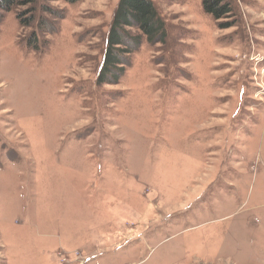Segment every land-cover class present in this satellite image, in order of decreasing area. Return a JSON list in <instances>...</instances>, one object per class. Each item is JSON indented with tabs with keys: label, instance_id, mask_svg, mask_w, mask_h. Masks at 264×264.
Listing matches in <instances>:
<instances>
[{
	"label": "rangeland",
	"instance_id": "obj_1",
	"mask_svg": "<svg viewBox=\"0 0 264 264\" xmlns=\"http://www.w3.org/2000/svg\"><path fill=\"white\" fill-rule=\"evenodd\" d=\"M118 1L0 7V264H264V0H152L98 83Z\"/></svg>",
	"mask_w": 264,
	"mask_h": 264
},
{
	"label": "trees",
	"instance_id": "obj_2",
	"mask_svg": "<svg viewBox=\"0 0 264 264\" xmlns=\"http://www.w3.org/2000/svg\"><path fill=\"white\" fill-rule=\"evenodd\" d=\"M65 1L77 3L80 0ZM33 2L35 0H0V7L10 11L15 5L24 7ZM201 2L204 11L215 19L219 29H228L237 24L233 0H201ZM117 4L108 34L106 55L99 69L98 83H115L124 75L123 65L128 64L129 61V56L125 55L140 46L143 36L147 37L150 43H163L167 37L165 22L152 0H119ZM32 20L33 17L21 20V23L23 26H31ZM130 28H137L142 34L133 35Z\"/></svg>",
	"mask_w": 264,
	"mask_h": 264
}]
</instances>
